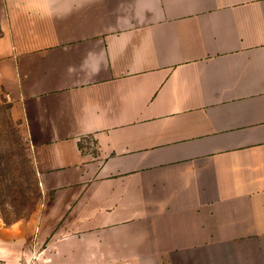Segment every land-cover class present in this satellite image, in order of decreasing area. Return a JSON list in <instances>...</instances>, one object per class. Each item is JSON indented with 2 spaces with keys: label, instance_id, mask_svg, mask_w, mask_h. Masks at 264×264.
I'll return each instance as SVG.
<instances>
[{
  "label": "crops",
  "instance_id": "1",
  "mask_svg": "<svg viewBox=\"0 0 264 264\" xmlns=\"http://www.w3.org/2000/svg\"><path fill=\"white\" fill-rule=\"evenodd\" d=\"M0 93V264H264V0H0Z\"/></svg>",
  "mask_w": 264,
  "mask_h": 264
},
{
  "label": "rangeland",
  "instance_id": "2",
  "mask_svg": "<svg viewBox=\"0 0 264 264\" xmlns=\"http://www.w3.org/2000/svg\"><path fill=\"white\" fill-rule=\"evenodd\" d=\"M41 191L28 158V143L0 93V216L6 222L34 212Z\"/></svg>",
  "mask_w": 264,
  "mask_h": 264
},
{
  "label": "trees",
  "instance_id": "3",
  "mask_svg": "<svg viewBox=\"0 0 264 264\" xmlns=\"http://www.w3.org/2000/svg\"><path fill=\"white\" fill-rule=\"evenodd\" d=\"M7 224L10 223V222H6Z\"/></svg>",
  "mask_w": 264,
  "mask_h": 264
}]
</instances>
